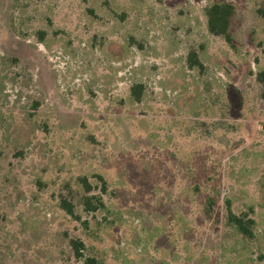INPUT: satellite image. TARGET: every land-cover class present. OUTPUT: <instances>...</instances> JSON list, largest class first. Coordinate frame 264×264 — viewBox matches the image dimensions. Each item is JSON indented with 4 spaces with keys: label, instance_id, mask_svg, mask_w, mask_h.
Returning <instances> with one entry per match:
<instances>
[{
    "label": "rangeland",
    "instance_id": "obj_1",
    "mask_svg": "<svg viewBox=\"0 0 264 264\" xmlns=\"http://www.w3.org/2000/svg\"><path fill=\"white\" fill-rule=\"evenodd\" d=\"M262 69L264 0H0V264H264Z\"/></svg>",
    "mask_w": 264,
    "mask_h": 264
},
{
    "label": "trees",
    "instance_id": "obj_2",
    "mask_svg": "<svg viewBox=\"0 0 264 264\" xmlns=\"http://www.w3.org/2000/svg\"><path fill=\"white\" fill-rule=\"evenodd\" d=\"M235 8L230 3H216L209 6L206 9V16L208 18V29L209 32L215 36L224 37L228 42H231L230 35V25L231 20L234 16ZM191 66H200L196 56L190 55ZM257 80L262 85L261 97L264 101V69L260 70L257 73ZM84 183L86 181L84 180ZM87 184V183H86ZM61 208L65 210L69 215L73 214L72 206L66 201L62 202ZM228 221L230 224L235 227V231L240 234L246 240H252L255 238L254 225L255 222L253 219H245L244 216H237L231 212L228 215ZM70 247L73 251V255L76 259L82 260L84 264H99L95 258L85 257L83 252L85 250V244L80 239H70Z\"/></svg>",
    "mask_w": 264,
    "mask_h": 264
}]
</instances>
